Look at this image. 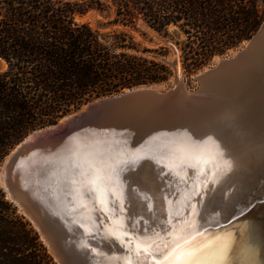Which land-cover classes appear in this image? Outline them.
Masks as SVG:
<instances>
[{"label": "bare ground", "instance_id": "bare-ground-1", "mask_svg": "<svg viewBox=\"0 0 264 264\" xmlns=\"http://www.w3.org/2000/svg\"><path fill=\"white\" fill-rule=\"evenodd\" d=\"M223 85L211 90L214 109L191 114L181 106L163 117L172 121L180 114L179 122L185 121L180 131L159 139L166 167L124 172L108 156L112 149L93 146L95 140L73 157H62L72 152L68 147L20 162L17 185L30 199L39 194V213L73 259L81 251V264H264V97L235 101L240 91ZM225 107L230 112L222 114ZM5 173L6 167L3 188ZM46 179L51 185L37 192L36 183ZM208 179L220 185L219 201L233 190L227 211L195 197L200 187L209 188ZM126 232L132 252L122 255L108 239L122 242Z\"/></svg>", "mask_w": 264, "mask_h": 264}, {"label": "trees", "instance_id": "trees-1", "mask_svg": "<svg viewBox=\"0 0 264 264\" xmlns=\"http://www.w3.org/2000/svg\"><path fill=\"white\" fill-rule=\"evenodd\" d=\"M259 0H0V164L31 132L94 100L126 89L165 83L164 64L140 55L126 31L101 34L76 16L114 8L111 25L137 31L139 21L169 37H186L182 50L197 72L216 55L249 40L264 21ZM179 46V44H177ZM196 46V48H194ZM162 48V47H161ZM0 264H57L39 234L0 189Z\"/></svg>", "mask_w": 264, "mask_h": 264}, {"label": "water", "instance_id": "water-1", "mask_svg": "<svg viewBox=\"0 0 264 264\" xmlns=\"http://www.w3.org/2000/svg\"><path fill=\"white\" fill-rule=\"evenodd\" d=\"M161 44L170 46L176 55L175 62L172 65L175 70L174 85L168 91L160 92L151 87H138L94 100L85 105L81 111L64 119L58 125L59 127L32 132L17 145L15 148L17 150L11 156L7 166L5 163L11 154L3 164L2 170L6 167L5 187L3 188L6 195L9 194L12 202L17 203L19 209L23 210V214L37 229L57 264H81L82 253L79 251L77 257L75 256V260L69 254L71 249H68L67 246L65 249L58 241L55 226L48 223L43 215L39 213L41 207L39 194H37L36 199L33 197L30 199L29 196L26 197L22 194L25 189L20 184L17 185V182L20 181L17 169L22 160L36 158V155L41 152L52 153L53 155L55 153L60 154L59 149L62 148L65 151L68 147L72 149V152L64 154L62 157H73L76 149L79 148L82 152L83 149L88 148L92 140H95L98 143L92 141L93 146L100 144L103 147L109 146L112 149L110 155L104 154V156H110L113 162H117V166L124 172L136 174L145 165L153 164H156V168L159 169L165 166L159 150V143L163 140L159 139L173 134L175 131H180L185 122H179L182 119L180 114L175 116L172 121H165L163 117L171 118L170 111L181 106L187 111L191 109V111H188L191 114H195L197 111L214 109L215 104L212 100L211 90L213 87L223 85L221 83H226L223 86L240 91L239 95L233 99L235 101L243 100L245 97H249V99L264 97V22L249 39L248 45L239 51L237 55L230 59L220 60L214 68L198 74L195 77V81L198 83L195 91H188L184 85L177 48L165 39L161 41ZM2 61L0 59V68ZM228 77L231 79H228ZM229 107H225L224 110L220 108L222 114L224 111V113H229ZM231 112H234V107ZM260 175L264 178V166ZM50 180L41 181V184L36 183L40 185V190L37 192H41L46 186L49 187L51 185ZM208 182L209 188L206 190L200 187L202 191L200 189L196 191L195 197L202 199L207 205H210V208H214L219 212L227 211L231 205L226 206L225 201L230 199L227 197L233 190L230 189L225 192L223 198L219 201L216 197L219 195L220 185L216 187L209 179ZM250 187H253L250 193L252 194L255 188L252 185ZM203 191L204 193H201ZM248 206L249 204L244 207ZM102 213L106 221L108 215L104 211ZM134 229L130 228L129 230ZM154 231L157 234V230L154 229ZM129 239L130 235L126 232L122 242L117 241L115 238L108 240L111 242L112 247L115 246L120 249L122 255H127L132 252L126 246V243L128 245L131 243ZM82 246L81 248H84ZM81 248L78 247L77 250ZM82 251L85 252V248Z\"/></svg>", "mask_w": 264, "mask_h": 264}, {"label": "rangeland", "instance_id": "rangeland-1", "mask_svg": "<svg viewBox=\"0 0 264 264\" xmlns=\"http://www.w3.org/2000/svg\"><path fill=\"white\" fill-rule=\"evenodd\" d=\"M71 1H77V0H71ZM102 2H104V0H102ZM105 4L109 7L105 11H103V12H99L97 10L89 11L84 15L76 16V21L78 23L89 24L90 27H92L93 29L99 30V32L103 35L109 34L110 32L116 31V30L126 31V32L130 33L131 35H133L136 43H138L140 45V49H146L147 50V52H145V53L141 52L140 53L141 56H143L149 60H153L155 62H158L160 64L162 63L165 66H167L171 71V76L169 77V80L167 82L162 83V84H157V85L143 86V87L154 88L160 92L168 91L174 85L173 78L175 76V70H174L172 65L176 59V55L174 54L172 48L168 45L161 44V41L163 39L170 41L178 50V56H179V60H180V64H181V74H182V78L184 81V85L188 91H195L197 89L198 83L195 81V77L198 74L204 72L207 69L214 68L221 59H225V58H229V57L234 56L235 52L242 50L245 47L246 43L249 41V40H246V41L242 42L236 48L228 50L225 54H223L221 56L220 55L214 56L210 60V62L206 66H204L202 69H200L199 71L188 73L185 69V64H189L190 63L189 59L191 57L195 58V55H193V53H189L188 49H186L187 51L185 52V54L187 57L186 58L184 57V51L182 50V48L184 46L183 43H188V42H186V37L183 34L179 35L178 29L176 27L171 26L169 28V37H164V36L157 34L156 32L149 29L148 27H145L144 22H142V21L138 22L137 27H136L137 31L122 27L121 25H111V24H109V21H111L114 18L115 8L110 3L106 2ZM258 7L260 10L264 11V0L258 1ZM177 44H179V46H177ZM194 48H196V46H194ZM5 66H6V64H5ZM5 69H6V67H5ZM5 69L3 66V68L0 71H3ZM133 89H135V88H133ZM125 91H127V89L124 90L123 92H125ZM87 104H89V103H87ZM87 104H85V105H87ZM85 105H83L80 110L73 111V112L69 113L68 115L59 119V121L55 125H50V126H47L44 128H40V129H37L35 131H40L42 129H47V128H51V127H57L64 119H66V118L76 114L77 112L81 111L85 107ZM35 131H33V132H35ZM14 149H12L11 152L1 162L0 172H2L1 170H2V167H3V164L6 160V158L12 153V151ZM0 189L3 192V194L5 195V199L9 203H12V205L16 208L17 213L20 216H22L24 218V220L27 221L31 225V227L39 234V232L33 226L31 221L24 214H22L19 207L7 198L6 192L3 189L1 182H0ZM39 237H40L41 241L45 244V242L42 240L40 234H39ZM45 246L47 247L46 244H45ZM47 249H48V247H47Z\"/></svg>", "mask_w": 264, "mask_h": 264}]
</instances>
